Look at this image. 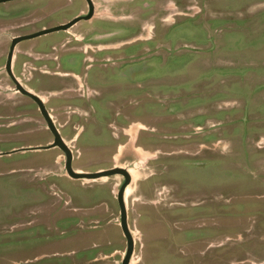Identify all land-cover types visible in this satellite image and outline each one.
<instances>
[{
	"label": "rangeland",
	"instance_id": "rangeland-1",
	"mask_svg": "<svg viewBox=\"0 0 264 264\" xmlns=\"http://www.w3.org/2000/svg\"><path fill=\"white\" fill-rule=\"evenodd\" d=\"M43 1L0 3V264H220V245L252 247L241 257L254 252L253 261L264 264V233H249L258 218L220 216V206L239 200L264 204L256 182L264 173V0H219L220 14L207 12L203 26L180 33L175 58L160 65L149 30L144 49L131 52L138 42L125 46L127 59L105 70L97 63L81 67L76 55L62 58L74 50L52 51L57 33L18 46L17 52L41 54L34 57L46 65L20 64L24 85L40 69L65 74V81L73 73L86 84L81 99L73 92L39 94L55 109L56 136L72 152L75 169L128 172L123 204L131 255L119 202L125 177H65V158L48 126L36 116L15 123L2 113L12 103L5 72L11 39L40 30L12 34L9 23ZM156 74L174 76L163 75L161 85L202 83V102L186 90L154 101ZM195 161L209 165L194 169ZM189 211L191 222L184 218Z\"/></svg>",
	"mask_w": 264,
	"mask_h": 264
},
{
	"label": "flooded vegetation",
	"instance_id": "flooded-vegetation-1",
	"mask_svg": "<svg viewBox=\"0 0 264 264\" xmlns=\"http://www.w3.org/2000/svg\"><path fill=\"white\" fill-rule=\"evenodd\" d=\"M113 2H115L114 5ZM210 11L220 14L219 0H44L42 6L25 10L19 20L9 23L10 29L13 30L12 34L17 29H25L27 27L38 26L40 30L33 33H22L11 39L5 72L12 85L8 88L12 94V103H8L10 104V109L3 110L2 113L7 114L15 123H29L32 122V116H36L48 126L57 139H61L60 136H56L55 128L53 130L50 128V126L55 127L58 122L55 116L52 115L55 109L46 105L44 98L39 93L46 91L52 97H58L65 93L73 92L79 95L78 99L85 98L82 93L86 88V84L80 76L73 73L65 81V74H44L46 72L40 69L39 74H30L31 78L28 81L31 86L24 85L22 77L26 74H18L20 64L22 68L29 63L46 67L43 62H39L41 58L34 57L41 54H35L22 47L17 52L18 46L28 40H32L25 38L42 32L48 33L41 36L57 33L59 35L58 44L52 48V51L71 52L74 50V52L65 54L62 58H71L76 55L80 59L79 65L81 67L86 65V68H90L91 63H97L101 70H105L106 63L112 62V60L124 61L127 59L129 51L124 48L125 46L138 42V46L132 48L131 52L144 49L142 45H145V41H149V38L144 36L146 35V30H149L152 37L148 43L152 44L155 51V63L160 65V63H166L175 58L176 49L182 43V41H179L180 37L178 35L182 32L187 33L192 26H203L205 23L202 20L207 15V12ZM171 17L176 18L171 23H168ZM129 19L133 21H128ZM20 20H23V22L18 24ZM148 20H153L154 23L150 25ZM184 40L186 41L187 39ZM184 46L186 47L187 45L184 44ZM57 59L59 57L53 58L54 65L56 64L54 61ZM103 73L105 72L101 71V74ZM156 75L154 92L152 94L149 93L154 101L160 96V93L176 94L181 90H186L188 95L192 97L191 99L196 100L200 96L196 101L202 102V97L205 94L203 91L205 86L202 83L194 85L191 80L187 79L184 82V86L170 82L161 85L160 80L163 79V75H168V80H171L174 76L173 74ZM51 82L56 84V86H48V84L52 85ZM73 83H76L78 88L73 87ZM214 85L217 86V84ZM217 88L219 87L217 86ZM211 89L214 90V88ZM197 90H201V92L198 93ZM56 100V102L66 101L64 96ZM61 107L63 105L57 106L56 109H61ZM196 130H199V132H195L196 134L202 133L201 128H196ZM63 142L64 140H62V146L57 145V148L61 150L65 158L63 161L65 173L63 175L72 180H86L74 177L75 175H88L89 173L74 168L72 152ZM236 162L239 161L236 159ZM205 163L203 161H195L189 165L199 170L209 165L208 161ZM217 164L219 163L217 162ZM114 171L118 174L112 177L117 175L125 177L123 182L125 186L127 178L125 175H128V172L123 168H114ZM256 178L257 184L260 187H264V173H260ZM262 197L259 196L258 198L263 199ZM252 204L244 205L239 200L232 206H220V216H236L241 219L252 216L257 217L258 219L255 221L256 227L250 230L249 233L251 237L256 234H262L264 233V204ZM190 211L187 213L188 215H184L187 222L193 220ZM232 248H225V246L220 245V256L218 255L217 258L219 259L220 257V264H258L253 261L254 252L247 257H241L243 251L254 248L248 247L238 250L237 248Z\"/></svg>",
	"mask_w": 264,
	"mask_h": 264
},
{
	"label": "water",
	"instance_id": "water-1",
	"mask_svg": "<svg viewBox=\"0 0 264 264\" xmlns=\"http://www.w3.org/2000/svg\"><path fill=\"white\" fill-rule=\"evenodd\" d=\"M10 1H14V0H0V3H6V2H10ZM47 33L48 32H42L40 34H36V35L30 36L29 38H25V39H33V38H36L38 36H41V35L47 34ZM50 128L53 130L55 127L50 126ZM57 145H61L62 146V139H57L56 140V146ZM115 174H118V173L113 170V171H108V172H100V173L92 174V175H89V174L88 175H81L80 174V175H75L74 177L77 178V179L99 180V179H102V178L113 176ZM127 185H128V182L121 190V193H120V196H119V202H120V205H121V208H122V228L124 230V233H125L126 237L128 238L129 249H130L129 250V255H131L134 242H133L132 236H131V234L129 232V229H128L127 218H126V215H125L124 204H123L124 192H125V189H126ZM128 261L126 262V264H128Z\"/></svg>",
	"mask_w": 264,
	"mask_h": 264
},
{
	"label": "bare ground",
	"instance_id": "bare-ground-1",
	"mask_svg": "<svg viewBox=\"0 0 264 264\" xmlns=\"http://www.w3.org/2000/svg\"><path fill=\"white\" fill-rule=\"evenodd\" d=\"M126 193H128V190H126Z\"/></svg>",
	"mask_w": 264,
	"mask_h": 264
}]
</instances>
